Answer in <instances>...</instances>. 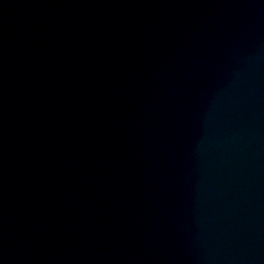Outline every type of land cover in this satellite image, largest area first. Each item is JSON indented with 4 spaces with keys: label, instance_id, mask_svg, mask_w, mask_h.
<instances>
[{
    "label": "water",
    "instance_id": "obj_1",
    "mask_svg": "<svg viewBox=\"0 0 264 264\" xmlns=\"http://www.w3.org/2000/svg\"><path fill=\"white\" fill-rule=\"evenodd\" d=\"M0 264H264V0H0Z\"/></svg>",
    "mask_w": 264,
    "mask_h": 264
}]
</instances>
